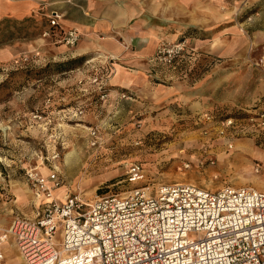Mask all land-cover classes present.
<instances>
[{
  "label": "rangeland",
  "instance_id": "374dc122",
  "mask_svg": "<svg viewBox=\"0 0 264 264\" xmlns=\"http://www.w3.org/2000/svg\"><path fill=\"white\" fill-rule=\"evenodd\" d=\"M158 1L169 26L140 57L117 31V56L47 41L46 9L70 0L0 21V49H17L0 57L1 232L48 203L28 173L56 174L49 202L169 184L264 192V0Z\"/></svg>",
  "mask_w": 264,
  "mask_h": 264
},
{
  "label": "built area",
  "instance_id": "2783aa9c",
  "mask_svg": "<svg viewBox=\"0 0 264 264\" xmlns=\"http://www.w3.org/2000/svg\"><path fill=\"white\" fill-rule=\"evenodd\" d=\"M44 16L45 37L75 45L77 33L61 28V13ZM140 172L133 165L130 181ZM28 177L48 197L59 187L54 173ZM6 246L24 264H264V192L169 184L154 193L137 187L90 203L76 195L52 197L33 219L17 216L1 232L0 264H7Z\"/></svg>",
  "mask_w": 264,
  "mask_h": 264
},
{
  "label": "crops",
  "instance_id": "0c3cea01",
  "mask_svg": "<svg viewBox=\"0 0 264 264\" xmlns=\"http://www.w3.org/2000/svg\"><path fill=\"white\" fill-rule=\"evenodd\" d=\"M49 1L0 0V21L5 18L21 19L29 17L35 9L44 11L45 9H40V6H43L42 4L44 3H49ZM70 1L71 5L61 6L63 11L60 12L63 17L60 21V26L65 32L76 31L77 42L73 46L62 44L58 47L70 51L74 49L80 54L103 52L111 56L120 55L125 48L116 43L117 41L111 36L114 31H117L122 34L124 40L130 42L132 48L139 50L140 53H138L139 56L137 57L144 56L148 54L149 47L141 43L154 42L155 38L158 39L160 36H165V30L169 26L166 24L167 17L164 10V2L161 5L162 3L158 1V6L155 7L150 4L149 0ZM54 9L56 8L54 7ZM47 11L48 9H46ZM43 18L45 23L43 30L47 31L48 24L45 16ZM47 41L52 43V39H47ZM16 52V47L7 46L0 49V57L8 59L13 57ZM139 62L137 60V63ZM136 71L135 74L130 75V80H124L123 85H128L129 82L131 84L132 79L144 78L141 72ZM6 247L5 250L7 249ZM5 255L7 264H10V257L6 252ZM16 255H18L17 252Z\"/></svg>",
  "mask_w": 264,
  "mask_h": 264
},
{
  "label": "bare ground",
  "instance_id": "6f19581e",
  "mask_svg": "<svg viewBox=\"0 0 264 264\" xmlns=\"http://www.w3.org/2000/svg\"><path fill=\"white\" fill-rule=\"evenodd\" d=\"M46 198L48 199V203H50V202H49V197H48L47 195H46Z\"/></svg>",
  "mask_w": 264,
  "mask_h": 264
}]
</instances>
